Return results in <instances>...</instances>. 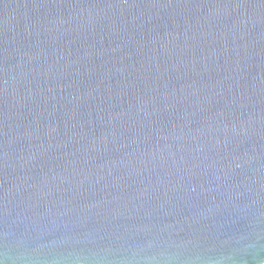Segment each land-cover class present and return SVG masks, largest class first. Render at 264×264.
I'll use <instances>...</instances> for the list:
<instances>
[{"label":"water","instance_id":"1","mask_svg":"<svg viewBox=\"0 0 264 264\" xmlns=\"http://www.w3.org/2000/svg\"><path fill=\"white\" fill-rule=\"evenodd\" d=\"M0 264H264V0H0Z\"/></svg>","mask_w":264,"mask_h":264}]
</instances>
